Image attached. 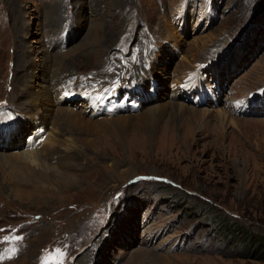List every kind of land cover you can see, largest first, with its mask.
<instances>
[{
	"label": "rangeland",
	"instance_id": "1",
	"mask_svg": "<svg viewBox=\"0 0 264 264\" xmlns=\"http://www.w3.org/2000/svg\"><path fill=\"white\" fill-rule=\"evenodd\" d=\"M65 1L0 0V106L24 117L0 131V264H264V115L229 107L264 87V0H203L208 24L201 0ZM204 63L217 105L183 86ZM116 73L94 115L77 86ZM62 80L75 99L44 103ZM124 97L141 104L105 113Z\"/></svg>",
	"mask_w": 264,
	"mask_h": 264
},
{
	"label": "bare ground",
	"instance_id": "2",
	"mask_svg": "<svg viewBox=\"0 0 264 264\" xmlns=\"http://www.w3.org/2000/svg\"><path fill=\"white\" fill-rule=\"evenodd\" d=\"M25 27H28V24L27 25H25ZM74 32V31H73ZM23 54V53H22ZM25 56V55H24ZM21 60L19 59V61H18V63L20 62ZM21 65V64H20ZM19 71H21V70H19ZM45 84H47L48 86H49V84L47 83V81H45ZM59 94H60V98H59ZM175 95H177L176 94V92L174 93ZM67 95V93L66 92H64V91H59V93H58V91H57V93L56 94H54L53 95V97H52V102H51V96L52 95H50V96H48V97H43L42 98V101L44 102V103H49V104H55V102H57V103H61V102H64L66 99H63L64 98V96H66ZM39 99V98H38ZM38 99H36V100H38ZM16 100V99H15ZM47 100V101H46ZM22 103H24V102H28L27 100H22L21 101ZM68 102H71V101H68ZM67 103V102H66ZM65 103V104H66ZM36 105V107H38L39 105H40V102H37V103H32L31 101H30V106L31 105ZM59 104H57V105H59ZM65 104H63V105H65ZM24 105V104H23ZM47 108L48 107H46V112L48 113V115H54L55 114V112L57 111V110H55V111H52V110H47ZM44 125V124H43ZM43 125H42V127H43ZM42 127H41V129H37L36 127H35V131L34 130H32V131H34V136H35V139L34 140H32L31 139V141H29V139H27L28 141L27 142H30V143H26V144H24L25 145V147L24 148H35L36 147V144H35V142H37L38 140H39V144H42L43 143V139H44V132H42ZM18 129V127L17 128H15V131ZM20 130V131H19ZM18 131L19 132H24L23 130H22V126H20V129H19ZM14 131V132H15ZM17 131V132H18ZM17 132H15V134L17 133ZM14 134V135H15ZM32 134V133H31ZM30 134V135H31ZM41 136H42V138H41ZM8 138V137H7ZM13 138V137H12ZM12 140V139H11ZM21 142L23 141L22 139L20 140ZM25 142V141H24Z\"/></svg>",
	"mask_w": 264,
	"mask_h": 264
},
{
	"label": "trees",
	"instance_id": "3",
	"mask_svg": "<svg viewBox=\"0 0 264 264\" xmlns=\"http://www.w3.org/2000/svg\"><path fill=\"white\" fill-rule=\"evenodd\" d=\"M233 230H235V227ZM250 244H255V251L262 252V256L264 255V241H262V237L250 235Z\"/></svg>",
	"mask_w": 264,
	"mask_h": 264
},
{
	"label": "snow or ice",
	"instance_id": "4",
	"mask_svg": "<svg viewBox=\"0 0 264 264\" xmlns=\"http://www.w3.org/2000/svg\"><path fill=\"white\" fill-rule=\"evenodd\" d=\"M17 239H19V238H17ZM57 255L59 256V257H63V253H57ZM3 257L2 256H0V259H2ZM42 264H49V258H46L44 261H42Z\"/></svg>",
	"mask_w": 264,
	"mask_h": 264
}]
</instances>
